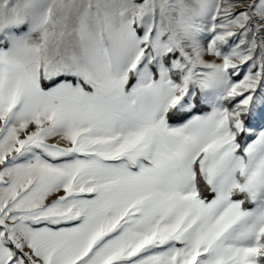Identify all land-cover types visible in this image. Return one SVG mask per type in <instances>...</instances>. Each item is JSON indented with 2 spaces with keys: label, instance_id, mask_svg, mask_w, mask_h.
<instances>
[{
  "label": "snow or ice",
  "instance_id": "snow-or-ice-1",
  "mask_svg": "<svg viewBox=\"0 0 264 264\" xmlns=\"http://www.w3.org/2000/svg\"><path fill=\"white\" fill-rule=\"evenodd\" d=\"M0 264H264V0H0Z\"/></svg>",
  "mask_w": 264,
  "mask_h": 264
}]
</instances>
